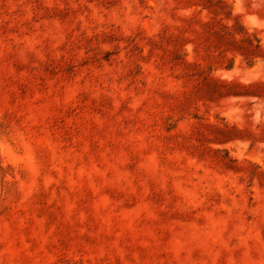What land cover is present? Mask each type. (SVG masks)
I'll use <instances>...</instances> for the list:
<instances>
[{"label": "rangeland", "instance_id": "1", "mask_svg": "<svg viewBox=\"0 0 264 264\" xmlns=\"http://www.w3.org/2000/svg\"><path fill=\"white\" fill-rule=\"evenodd\" d=\"M0 264H264V0H0Z\"/></svg>", "mask_w": 264, "mask_h": 264}]
</instances>
